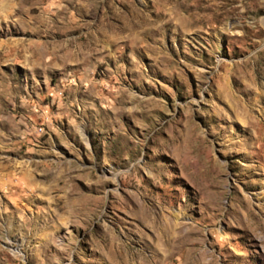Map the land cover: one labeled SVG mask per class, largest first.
<instances>
[{"label": "rangeland", "instance_id": "374dc122", "mask_svg": "<svg viewBox=\"0 0 264 264\" xmlns=\"http://www.w3.org/2000/svg\"><path fill=\"white\" fill-rule=\"evenodd\" d=\"M0 264H264V0H0Z\"/></svg>", "mask_w": 264, "mask_h": 264}, {"label": "bare ground", "instance_id": "6f19581e", "mask_svg": "<svg viewBox=\"0 0 264 264\" xmlns=\"http://www.w3.org/2000/svg\"><path fill=\"white\" fill-rule=\"evenodd\" d=\"M144 215V218H149L151 215H150V211L148 209H145V211L143 212ZM176 224H178L176 222ZM165 230L167 231L168 230V225H165Z\"/></svg>", "mask_w": 264, "mask_h": 264}]
</instances>
